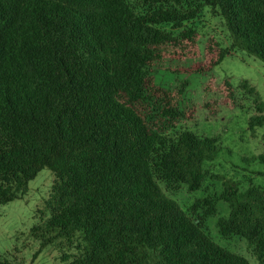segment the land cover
Instances as JSON below:
<instances>
[{
  "label": "trees",
  "instance_id": "obj_1",
  "mask_svg": "<svg viewBox=\"0 0 264 264\" xmlns=\"http://www.w3.org/2000/svg\"><path fill=\"white\" fill-rule=\"evenodd\" d=\"M204 7L224 20L229 49L213 36L202 48L186 25ZM235 50L264 62V0H0V205L22 199L42 170L54 176L30 229L31 264L53 244L74 249L66 264H251L207 233L217 200L230 209L219 235L246 240L264 264L263 188L241 192L216 175L218 198L185 211L161 186L200 190L220 147L181 128L196 116L181 106L186 82L165 88L153 72L204 75ZM205 92L217 96L205 104L211 116L249 100V129L264 125L248 80L211 79ZM245 162L264 166V155Z\"/></svg>",
  "mask_w": 264,
  "mask_h": 264
},
{
  "label": "rangeland",
  "instance_id": "obj_2",
  "mask_svg": "<svg viewBox=\"0 0 264 264\" xmlns=\"http://www.w3.org/2000/svg\"><path fill=\"white\" fill-rule=\"evenodd\" d=\"M186 25L199 31L202 48L205 41L213 36L224 48L229 49L230 37L224 20L212 13L210 8L204 7L199 17ZM153 76L158 85L170 89L186 82L181 106L195 107L196 116L193 121L182 124L181 128L201 136H217L220 147L216 159L204 164L205 170L211 176H208L200 190L189 192L185 185L169 190L161 184L166 194L188 211L197 199L206 196L218 198L223 191V181L214 179L216 175L238 182L241 192L251 185L264 189V175L259 174L264 171V166L258 162H245V159L264 155V125L254 130L249 129V121L254 114L252 102L242 101L243 109L219 107L215 116H211V111L205 105L211 99L217 98L215 94L205 92L206 84L211 79L219 83L226 78L235 85L241 80H248L264 103V62L246 52L235 50L229 51L221 64L204 75L187 76L171 73L166 69H156ZM238 94L241 96V93ZM53 180V174L44 169L29 183V191L22 199L0 205V259L8 258L18 264H31L39 242L31 235L30 229L45 217V202L51 194ZM216 205L217 213L210 216L205 223L207 233L217 244L243 255L251 264H259L246 240L239 237L225 240L219 235L218 220L227 217L230 209L222 200H217ZM74 252L67 244H53L43 249L33 264H66L61 260L65 255Z\"/></svg>",
  "mask_w": 264,
  "mask_h": 264
}]
</instances>
